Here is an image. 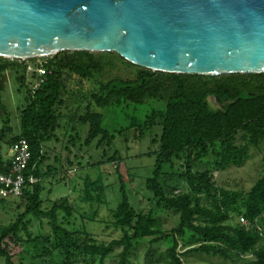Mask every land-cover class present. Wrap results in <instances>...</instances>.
Listing matches in <instances>:
<instances>
[{"label":"trees","instance_id":"trees-1","mask_svg":"<svg viewBox=\"0 0 264 264\" xmlns=\"http://www.w3.org/2000/svg\"><path fill=\"white\" fill-rule=\"evenodd\" d=\"M30 61L35 63L34 69L23 60L0 57V114H6L3 93L11 73L20 89L27 87L25 105L20 109L21 131L11 144L20 138L27 140L30 172L41 178L20 197L26 201L25 211L14 223L0 226V257L5 264H23L15 263L9 247L10 241L24 242L23 230L28 233L25 242L32 247V257L46 256L54 264H106L115 255L117 264H131V255L143 240H149L151 246L166 245L153 263L186 264L185 257L204 254L234 264H264V175L248 191L219 186L214 175L243 165L253 148L264 149V73H165L137 66L115 52L63 51L40 63L34 58ZM117 62L134 67L135 75L105 78ZM150 101L155 104L145 114L129 116L128 123L116 130L119 134L133 130L135 140H141L154 127L162 128L159 140L153 139L159 148L155 170L146 183L150 210H138L131 203L118 151L105 154L106 160L96 164L111 162L119 173L121 200L111 211L109 224L121 231L120 237L101 242L86 228L75 227L72 219L77 212L87 222L98 221L99 213L81 211V205L74 207L70 197L44 209L43 181L57 172L46 165L44 147L59 141L57 131L64 127L63 120L87 127L83 145L90 146L99 137L98 146L110 144L116 135L105 126L104 111L133 107L137 112ZM80 138V132L70 135V145ZM70 145L68 153H72ZM66 160L73 165L70 157ZM7 165L0 169L6 170ZM165 165H170L169 172L164 171ZM106 197L103 179H84L80 203L101 205ZM164 212L177 216L171 229L164 227L160 216ZM28 216L47 217L51 234L32 237ZM117 247L122 250L115 254Z\"/></svg>","mask_w":264,"mask_h":264},{"label":"water","instance_id":"water-1","mask_svg":"<svg viewBox=\"0 0 264 264\" xmlns=\"http://www.w3.org/2000/svg\"><path fill=\"white\" fill-rule=\"evenodd\" d=\"M115 52L153 71L264 73V0H0V57Z\"/></svg>","mask_w":264,"mask_h":264},{"label":"rangeland","instance_id":"rangeland-1","mask_svg":"<svg viewBox=\"0 0 264 264\" xmlns=\"http://www.w3.org/2000/svg\"><path fill=\"white\" fill-rule=\"evenodd\" d=\"M46 57L34 58L36 63H40ZM27 64H31V68H35V63L28 60H23ZM136 69L134 67H127L123 63L117 62V67L108 69L104 76L105 78H112L115 76H122L130 78L135 75ZM104 78V79H105ZM103 79V77H102ZM29 80V79H28ZM30 80L32 78L30 77ZM7 89L3 93V103L5 105L6 114H0V166L2 163L10 162L12 158L11 140L17 136L21 131L20 125V109L25 105L26 88L20 89V83L16 78L12 79V74L7 75ZM94 88V85L91 87ZM152 101V100H151ZM146 102L138 111L135 112L132 107L130 110L123 111L121 108H112L105 110V126L115 133V139L108 144L107 142L98 146L99 137L92 145H83L86 138L87 127L79 125L77 122L63 120L64 127L57 131L59 135L58 140H52L46 143L44 150L47 152L48 158L46 165H51L57 168V172L46 177L43 181V208L50 209L53 202L70 197L74 207L80 204L81 211L92 212L98 211V221L87 222L83 220L80 213L77 212L73 220V225L78 228H86L92 232L98 241L110 242L114 238L121 236V231L116 229L112 224H109L111 219V211L117 207L121 200L120 193V179L119 173L116 171V164L106 163L102 165L96 164L98 161L106 160L104 155H112L118 151L121 157L119 166L120 173L127 182V190L130 196L131 203L138 210L148 211L152 206L150 200L151 193L146 188L148 178L152 177L155 170L157 159V150L159 148L158 142H153V139L160 138L162 128L156 126L148 131L146 136L141 140H135L134 131L127 130L123 134H119L116 130L124 127L128 123V118L131 115L145 114L146 111L152 107L155 102ZM162 106V103L159 104ZM75 107V106H74ZM73 107V108H74ZM84 109V108H83ZM81 110L83 112L84 110ZM80 132L81 138L74 145H70V135ZM70 145L71 152L68 153L67 146ZM70 157L73 165L67 162ZM63 165V166H62ZM203 168L204 165L200 164ZM170 165L164 166V171L169 172ZM215 178L219 186L228 189H236L248 191L252 186L264 175V149H252L251 157L241 166H231L223 171H215ZM89 176L92 179H103L106 186L107 202L101 205L80 203L79 195L80 189L84 185V179ZM132 178L129 183L128 180ZM182 188L186 187L185 183L181 184ZM26 201L20 197H10L4 200L0 197V226H6L14 223L18 216L25 211ZM164 221V227L171 229L177 224V216L171 212H164L160 214ZM29 223V232L32 237L39 234H51V227L49 219L44 217L38 219L34 216L27 217ZM72 225V227H73ZM71 228V227H70ZM20 236L24 242L16 244L10 241V251L13 254L15 263L23 264H54L49 257L40 256L32 257V247L25 241L28 239V233L21 231ZM166 245L151 246L149 240H143L134 249L131 255V264H161L153 263L157 252L163 251ZM122 248H115V254H118ZM252 258L251 255L248 256ZM118 258L115 256L107 258L106 264H117ZM186 264H234L230 261L219 257L206 256L204 254H194L185 257ZM0 264H5V258L0 257ZM76 264H84L78 262Z\"/></svg>","mask_w":264,"mask_h":264},{"label":"built area","instance_id":"built-area-1","mask_svg":"<svg viewBox=\"0 0 264 264\" xmlns=\"http://www.w3.org/2000/svg\"><path fill=\"white\" fill-rule=\"evenodd\" d=\"M11 150L12 158L6 170L0 169L1 198L21 197L27 188L41 181L40 177L30 172L31 150L27 140L18 139L12 144Z\"/></svg>","mask_w":264,"mask_h":264},{"label":"crops","instance_id":"crops-1","mask_svg":"<svg viewBox=\"0 0 264 264\" xmlns=\"http://www.w3.org/2000/svg\"><path fill=\"white\" fill-rule=\"evenodd\" d=\"M8 163H2V165L6 166Z\"/></svg>","mask_w":264,"mask_h":264}]
</instances>
